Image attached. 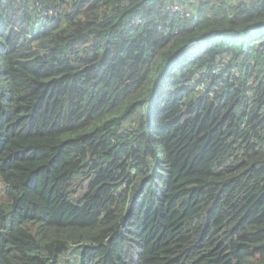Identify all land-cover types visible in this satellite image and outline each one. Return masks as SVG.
<instances>
[{
    "label": "trees",
    "instance_id": "obj_1",
    "mask_svg": "<svg viewBox=\"0 0 264 264\" xmlns=\"http://www.w3.org/2000/svg\"><path fill=\"white\" fill-rule=\"evenodd\" d=\"M73 250L264 264V0H0V264Z\"/></svg>",
    "mask_w": 264,
    "mask_h": 264
},
{
    "label": "rangeland",
    "instance_id": "obj_2",
    "mask_svg": "<svg viewBox=\"0 0 264 264\" xmlns=\"http://www.w3.org/2000/svg\"><path fill=\"white\" fill-rule=\"evenodd\" d=\"M201 51V44L192 46L187 54L189 56H194ZM67 260L69 264H79V254H77V250L70 251L67 255ZM65 263V260H64Z\"/></svg>",
    "mask_w": 264,
    "mask_h": 264
}]
</instances>
